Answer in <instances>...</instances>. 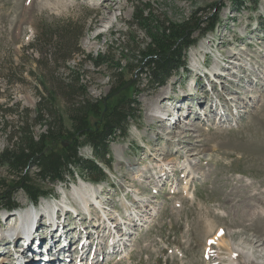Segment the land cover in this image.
<instances>
[{"label":"rangeland","instance_id":"obj_1","mask_svg":"<svg viewBox=\"0 0 264 264\" xmlns=\"http://www.w3.org/2000/svg\"><path fill=\"white\" fill-rule=\"evenodd\" d=\"M134 5L149 6L161 20L174 22L185 20L194 12L210 14L216 7L220 9V22L214 32L201 37L187 51L185 68L173 72L163 86L152 88L148 79L137 72L138 51L149 43V38L137 26L128 27L127 23L133 21ZM67 22L84 24L85 29L92 23L80 40V48L91 57L106 54L110 67H96L92 60L80 65L81 57L73 55L64 69L57 70L60 62L27 46L39 28ZM193 57L208 71L222 66L223 74L212 76L214 82L210 86L214 88L211 90H208L210 73L207 71L206 78L202 71H196ZM118 65L122 69L114 71L113 67ZM227 66L229 70H225ZM71 72L81 75L80 80L87 86L92 101L106 97L114 87L115 75H119L132 96L137 91L135 97L140 109V117L130 123L126 136L110 142V163L102 165L108 176L106 181L91 185L87 176L77 174L70 186L41 183L44 189H53V196L41 198L40 203L46 200L65 209L68 201L78 211L80 204L75 201L73 189L80 187L84 180L98 191L95 201L105 202L102 210L114 218L104 222L106 231L104 227L93 230L98 233L99 245L107 241L103 234L110 231V236H116L115 231L118 233L127 226L118 218L126 219L123 203L129 207L132 203L136 205V195L147 201L143 211L134 210L141 213V218L137 224L129 225L130 236L117 237L127 239L124 243L130 246L126 245L122 253L113 250L112 255H98L90 263L264 264V0H247L239 10L229 0H109V3L106 0H0V108L13 110L3 118L0 110V154L7 147L4 128L8 126L7 133L11 135L16 130L15 110L27 121L34 118L39 80L46 78L48 85L58 89V105L54 109L61 116L63 128L70 127L65 101L76 104L81 100L75 94L61 93L69 83ZM217 99L224 107L222 113L217 112ZM158 108L166 111L163 123L161 117L154 116ZM54 109L51 110L55 112ZM31 126L35 138L47 129L45 125ZM79 155L94 158L93 151L87 147L81 148ZM168 159L172 163L167 167L170 171L167 179L161 163ZM36 171L33 167L28 169L31 176ZM0 180L3 181L0 190L11 183L4 166H0ZM182 192H186L185 198ZM13 198L21 207L29 204L20 189L14 190ZM89 199L92 203V195ZM101 208L90 206L91 221L84 219L87 218L84 211L83 220L81 216L67 213L65 221L72 227L77 223L87 224L88 229L98 224L100 227ZM143 216L148 217V222L141 220ZM10 219L5 222L15 224V217ZM118 221L119 228H113ZM6 223L0 220L1 234ZM43 228L50 226H43L39 221L36 232ZM218 230L225 232V236L218 237L224 241L214 239L217 247L209 246L208 242L218 236ZM82 233L78 227L71 228L67 240L75 239L72 241L75 247ZM95 233L91 234L94 238ZM46 234L41 231V237ZM228 242L240 250L250 251L253 258L246 261L238 251L231 261ZM17 243L14 241L11 246L8 241L0 242V264L14 261L7 256L15 252ZM115 245L121 249L120 241ZM208 247L212 254L206 250ZM22 251L19 249V253ZM69 251L79 252L77 248ZM206 251V255H211L208 260L204 257ZM84 258L81 256L78 264ZM66 259V264H75L74 255L69 253ZM27 261L24 258L19 264Z\"/></svg>","mask_w":264,"mask_h":264},{"label":"trees","instance_id":"obj_2","mask_svg":"<svg viewBox=\"0 0 264 264\" xmlns=\"http://www.w3.org/2000/svg\"><path fill=\"white\" fill-rule=\"evenodd\" d=\"M229 1L239 10L247 0ZM219 13L220 9L214 7L210 14L199 15L194 12L189 18L174 22L161 20L152 13L149 6L134 5L133 21L127 23L128 27L132 29L137 26L149 38V43L138 51V75L148 79L147 82L152 88L163 86L173 72L185 68L187 51L195 46L201 37L216 30L220 22ZM91 25L85 29L84 24L78 23L51 24L39 28V32L27 46L36 52H44L51 60L60 62L57 70L64 69L66 63L73 59V55L81 57L80 65L92 60L96 67H110V59L106 54L98 53L91 57L80 48V40L85 32L90 30ZM132 42L137 44L135 40ZM37 63L41 66L39 59ZM113 69L120 71L122 67L118 65ZM70 74L64 91H59L75 94L81 100L76 104L65 101L64 110L68 115L69 128H63L61 116L54 109L58 105V89L48 85L46 78V82L38 81V101L35 116L29 120L30 123L15 110L16 130L11 135L7 133L8 126L4 128L7 147L0 154V166L6 167L11 183L4 190H0V208L13 211L19 207L13 198L16 189L24 192L29 203L37 204L41 198L53 196V189H44L41 186L43 182H50L52 186L56 183L70 184L77 174L87 176L93 183L108 179L102 165L110 163V142L116 137L124 138L130 123L136 122L140 117L139 104L135 97L138 93L134 91L132 96L130 89L126 87L127 83L116 74V82L108 95L100 101H92L88 97L87 86L80 80L81 75L77 72ZM12 112L11 109L1 110V118L4 114ZM46 114L50 116L49 119L43 118ZM36 124L45 125L47 129L35 138L30 127ZM61 141H66L64 146ZM83 147H89L94 158L80 156L79 151ZM30 167L37 169L34 176L28 172ZM2 183L0 180V184Z\"/></svg>","mask_w":264,"mask_h":264},{"label":"bare ground","instance_id":"obj_3","mask_svg":"<svg viewBox=\"0 0 264 264\" xmlns=\"http://www.w3.org/2000/svg\"><path fill=\"white\" fill-rule=\"evenodd\" d=\"M106 2L107 3H109V0H106ZM108 8V7H107ZM109 9V8H108ZM97 35V34H96ZM132 47V46H131ZM225 61H226V59H225ZM231 61V60H230ZM232 62V61H231ZM233 63V62H232ZM195 66H200V63L197 61V58H195V57H193V67H195ZM212 68H214V69H216V70H213V72L214 73H216V71H219V70H223L222 69V66L221 65H219V67H212ZM230 68H229V66H227V68L225 69V70H229ZM224 71V70H223ZM212 88H214V85H212ZM189 99V98H188ZM181 102V101H180ZM224 108V107H223ZM168 109V108H167ZM163 113H164V115H163ZM166 113V111L165 110H162V111H160V109L158 108L157 109V111H156V114L154 115V116H156V117H163V116H166L167 114H165ZM185 113V112H184ZM181 116V115H180ZM176 120V119H175ZM161 122L163 123V118L161 119ZM167 127H169L168 125H167ZM179 149V148H178ZM177 152V151H176ZM170 163H172V160L171 159H168L167 161H164V162H162L161 163V167H164L163 169H162V173H163V175L164 176H166L167 174H168V172H170V171H168L169 169L167 168L169 165H170ZM170 168V167H169ZM174 172H176V171H174ZM83 181V180H82ZM85 181H83L82 182V184L80 185V187H78L77 189H73V194H74V196H75V198L77 199V200H75L74 198V200L76 201V202H78L79 204H80V206L82 207V208H84L85 209V211L86 212H89V207H87L88 205H90L91 203H90V199H89V197H90V195H92V198L95 196V194H97L98 193V191H96V190H94V188L92 187V186H89V185H86L85 183H84ZM170 182V181H169ZM186 188H187V186H186ZM186 191V190H185ZM100 195V194H99ZM101 196V195H100ZM136 205H134L133 203H132V206L130 205V207H129V205H127V204H125V203H123V207L125 208H123L124 210H126L127 212L125 213V216L127 217V219H126V224L128 225L127 226V228L125 229H123V230H126L125 232H124V234L122 235V230L121 229H119V231L120 232H118V234L116 235V236H113L112 238L111 237H108V235L106 236V235H102V237H106V239H107V243L109 244V243H111L112 245H113V243H116V242H121V244H122V246H123V249H122V252H124L125 250H126V245L127 246H130V243H124L125 241H127V239L126 240H118L117 239V237L118 236H123L124 237V235L125 236H127V234H129V236H130V231H129V229H128V227H129V225H133V224H137L136 222L139 220L140 221V218H141V213L139 212V211H134L135 209H138V210H142L143 211V209H145L147 206H148V204H147V201H144V200H142L143 198H141L139 195H136ZM125 202H126V200H124ZM43 203V207L41 206V204ZM46 203H48L47 201H42L40 204H39V206H40V210L42 211L43 209H47V208H50V207H52V208H54V209H56V208H58V207H62L60 204H54V205H51V204H48V205H46ZM46 205V206H45ZM57 205H60V206H57ZM94 205H95V203H94ZM102 209H104V208H101V210ZM106 209V208H105ZM106 211V210H105ZM105 211H100L101 213H103L102 215L103 216H101V220H102V223H100L101 224V226H102V229L101 230H103V227H104V230L106 231V229H107V225L105 226L104 225V222L107 220L108 222H109V220H110V218L111 219H114L113 217H111L110 216V214H109V216L110 217H108V215H107V213L105 212ZM11 216H13V217H11ZM16 215L15 214H10L9 215V217H11V219L12 218H14ZM152 216V215H151ZM79 218V217H78ZM83 218L84 217H80V220H83ZM10 218H8V220H9ZM10 219V220H11ZM84 219H86L87 220V218L85 217ZM141 220H143V222L144 223H146V222H148V217H147V219H144V216L142 217V219ZM6 222H7V220H6ZM5 221H4V224L6 223ZM9 222V221H8ZM119 222V221H118ZM32 223H34V219H33V217H32V215H29V216H26L19 224H17V223H15V224H12V223H6V226H5V228L3 229V231H2V234L0 233V242L2 243V244H4L5 242H7V239L8 238H11L12 236H13V234L16 232V231H18L19 229H21V228H23V227H27V226H29V225H31ZM38 223H39V221H38ZM121 222H119V223H116L115 225H114V227L113 228H116L119 224H120ZM124 223V224H125ZM4 224H3V226H4ZM66 228L68 227L69 229L67 230V233H68V231H69V233H68V235H70V230H71V228H77L76 226H71V223H69V222H66ZM139 224H140V222H139ZM77 225V224H76ZM84 226H87V224H85ZM96 226V227H95ZM100 226V227H101ZM93 228H92V232L91 233H93V230L94 229H97V228H100L99 227V224L98 225H93L92 226ZM132 227V226H131ZM118 228H119V226H118ZM117 229V228H116ZM110 229L108 228V231H109ZM110 233V231L108 232V234ZM111 234V233H110ZM109 234V235H110ZM92 235H94V234H92ZM92 235H91V237H92ZM217 237L216 238H214L213 237V239H211L210 240V242H208V243H211V244H213L214 245V242H215V240L214 239H216V240H218L219 238L218 237H223V236H225V232L222 230H218L217 231ZM122 237V238H123ZM2 238H5V239H3L2 240ZM115 238H116V241H115ZM209 239V238H208ZM75 240V239H74ZM74 240H72V241H74ZM91 241H94L95 242V239H90ZM219 240H221V242L222 241H224V239L223 238H220ZM91 241H89V242H91ZM208 241V240H207ZM123 242V243H122ZM229 243V242H228ZM230 244V243H229ZM232 244V243H231ZM230 244V258H231V261H233L234 259H233V256L235 255V254H237L238 253V251L239 252H242L243 254H244V256H245V259H246V261L248 260V261H250V259L251 258H253V255L250 253V251H243V250H240V249H238L237 248V246L236 245H234V244H232L231 245ZM259 246V245H258ZM214 247H217V246H215L214 245ZM71 249H73V244H72V247H71ZM78 249V248H77ZM125 249V250H124ZM114 250V247H113V249H112V251ZM119 250V249H118ZM79 251V250H78ZM27 252L28 251H24V254H27ZM70 252H72V251H70ZM118 252V251H117ZM121 251H120V253H122ZM73 253V252H72ZM75 253V252H74ZM0 254H2V252L0 253ZM234 254V255H233ZM17 256H18V254H17ZM79 256V252L76 254V256H75V259L77 260L78 257ZM19 257H21V260L23 259V255L22 254H20L17 258L19 259ZM26 258H28L26 261H27V263H22V264H32V262H34L32 259H31V257L29 256L28 257V255H26L25 256ZM228 258H229V256H228ZM20 259H19V261H21ZM208 260V259H207ZM229 261H230V259H229ZM35 262H36V264H40V261H36L35 260ZM81 262V261H80ZM84 262V261H83ZM94 262V261H93ZM92 262V263H93ZM76 264H78V260H77V262H76ZM80 264V263H79ZM81 264H83V263H81Z\"/></svg>","mask_w":264,"mask_h":264},{"label":"water","instance_id":"obj_4","mask_svg":"<svg viewBox=\"0 0 264 264\" xmlns=\"http://www.w3.org/2000/svg\"><path fill=\"white\" fill-rule=\"evenodd\" d=\"M105 102V101H104ZM61 143H62V145L64 146L65 145V143H66V141H61Z\"/></svg>","mask_w":264,"mask_h":264}]
</instances>
